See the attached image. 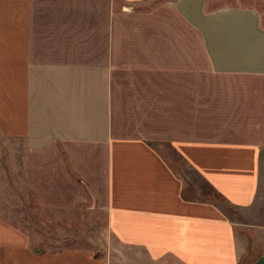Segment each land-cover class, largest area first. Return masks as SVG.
<instances>
[{
  "label": "crops",
  "instance_id": "1",
  "mask_svg": "<svg viewBox=\"0 0 264 264\" xmlns=\"http://www.w3.org/2000/svg\"><path fill=\"white\" fill-rule=\"evenodd\" d=\"M147 1L0 0V134L23 143L26 190L57 214L102 206L111 238L41 252L0 214V264H264V10ZM129 58L206 65L217 133L188 136L207 129L184 104L178 135L120 133Z\"/></svg>",
  "mask_w": 264,
  "mask_h": 264
},
{
  "label": "rangeland",
  "instance_id": "2",
  "mask_svg": "<svg viewBox=\"0 0 264 264\" xmlns=\"http://www.w3.org/2000/svg\"><path fill=\"white\" fill-rule=\"evenodd\" d=\"M163 1L165 0H148L137 7L149 8ZM212 4L254 5L264 10V0H212ZM145 19L141 18L140 21ZM142 24L146 27V20ZM125 42L127 43L126 40ZM214 76L206 65L198 68H164L146 58L141 61L127 59L121 67L114 70L113 79L119 132L125 135H178L179 110L184 104L188 107L185 110L188 115L203 112L207 129L205 133L191 131L187 135L205 138L214 136L218 130L208 126L212 124L213 117H216V122L220 118V91L211 84ZM193 92H199L197 100L186 97ZM170 117L176 118L177 130L172 127ZM155 143L169 156L163 142L156 140ZM24 158L23 143L0 134V214L25 228L31 237L32 247L37 251H55L70 246L107 248L111 244V238L107 231L104 208L92 206L89 209L77 208L59 214L41 210L24 184ZM176 166L184 175V167ZM90 203H93L92 199Z\"/></svg>",
  "mask_w": 264,
  "mask_h": 264
}]
</instances>
